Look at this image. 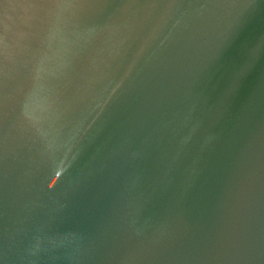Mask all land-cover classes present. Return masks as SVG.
Returning a JSON list of instances; mask_svg holds the SVG:
<instances>
[{
    "label": "water",
    "instance_id": "water-1",
    "mask_svg": "<svg viewBox=\"0 0 264 264\" xmlns=\"http://www.w3.org/2000/svg\"><path fill=\"white\" fill-rule=\"evenodd\" d=\"M0 264H264V0H0Z\"/></svg>",
    "mask_w": 264,
    "mask_h": 264
}]
</instances>
